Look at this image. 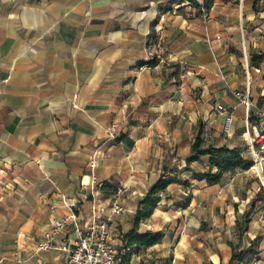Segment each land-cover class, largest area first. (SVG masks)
<instances>
[{
	"label": "crops",
	"instance_id": "obj_1",
	"mask_svg": "<svg viewBox=\"0 0 264 264\" xmlns=\"http://www.w3.org/2000/svg\"><path fill=\"white\" fill-rule=\"evenodd\" d=\"M259 3L0 0V264H66L58 246L74 238L75 224L91 221L93 207H103L96 220L104 218L117 194L123 211L116 247H130L128 264L228 263L229 246L213 250L202 225L229 219L236 202L252 196L251 186H240L249 172L208 183L182 170L183 159L199 126L206 144L251 156L250 114L234 93L247 92L252 110H264V61L250 69L247 54L239 67L229 54L220 63L216 38L238 21L264 18ZM216 104L233 116L230 136ZM209 165L208 156L190 163L199 172ZM167 167L161 199L135 226L140 200ZM55 219H67L56 248L39 249ZM134 228L161 231L162 240L128 245L123 234ZM259 231L249 227L248 238Z\"/></svg>",
	"mask_w": 264,
	"mask_h": 264
},
{
	"label": "built area",
	"instance_id": "obj_2",
	"mask_svg": "<svg viewBox=\"0 0 264 264\" xmlns=\"http://www.w3.org/2000/svg\"><path fill=\"white\" fill-rule=\"evenodd\" d=\"M236 99L244 106L250 119L245 129L254 164L251 166L258 175L264 161V110L253 111L248 93L236 91ZM216 111L223 114L222 131L226 136L233 133V116L223 104H216ZM94 167V163L90 164ZM93 176V180H94ZM110 212L102 219L96 220L97 213L103 207H93L92 219L83 227L74 225L75 236L69 239V244L58 246L66 253V264H123L129 246L116 247V240L121 238V231L117 227L116 217L123 211V204L119 194L110 201ZM74 217V215H72ZM67 219H55L49 229L43 232L38 241L39 249L56 248L55 237L66 226Z\"/></svg>",
	"mask_w": 264,
	"mask_h": 264
},
{
	"label": "trees",
	"instance_id": "obj_3",
	"mask_svg": "<svg viewBox=\"0 0 264 264\" xmlns=\"http://www.w3.org/2000/svg\"><path fill=\"white\" fill-rule=\"evenodd\" d=\"M262 61H264V52L250 50V69L257 67ZM201 131L202 129L199 126L191 144L190 157H185L183 159L184 166L182 170H190L192 178H201L205 179L208 183H216L222 180L224 173L233 172L236 169L245 170L252 165V158L244 152L243 148H230L226 145L216 146L213 144H206L201 137ZM202 156L209 157V168L202 172L195 171L190 167V163ZM168 172H171V167L164 169L161 177L150 187L142 200H140L134 213L135 226H137L141 219L150 216L157 202L161 199L160 191H163L168 184L163 176H166ZM175 181L183 185H188L190 183V179L184 176H176ZM248 222L249 218L246 214H242L241 219L236 222L238 227V242L232 244L230 241H227L228 245L231 247V256L227 264H247V256L258 253V236L251 239L247 246H242L243 236L247 231ZM123 237L128 245L150 246L161 241L163 233L161 231L154 232L150 230L138 233L134 228L123 234ZM214 259L216 261V256H214ZM123 264H128L127 256L125 257Z\"/></svg>",
	"mask_w": 264,
	"mask_h": 264
},
{
	"label": "rangeland",
	"instance_id": "obj_4",
	"mask_svg": "<svg viewBox=\"0 0 264 264\" xmlns=\"http://www.w3.org/2000/svg\"><path fill=\"white\" fill-rule=\"evenodd\" d=\"M214 1L220 2V1H225V0H214ZM229 1L231 4L235 5L237 0H229ZM231 4L228 8L226 9L221 8V10L223 12H225L224 10L228 12L229 9L233 8ZM258 8L264 11V4L259 3ZM262 15L264 16V14ZM218 25L224 26V24L220 21ZM231 31L233 32L229 33L225 31V33H223V35H221L220 38H216L217 40H219V43L221 44L220 49L224 50V52L220 54V56L217 57V60H219V58L221 59L219 61L220 63H224L226 59L228 58V55L233 54L231 59H233V61L237 63V66L240 67L242 66V64L243 65L244 63L246 64L245 59H247V54H249L248 53L249 47L253 43H254V45L252 46L253 50L264 52V18L255 19L254 25L253 23L247 24V22L245 21H242V24H241L238 21L236 23L235 30H231ZM181 65H182V69H184L188 65V62L182 61ZM250 157L252 158V160H254L252 155ZM253 164H254V161L252 165ZM251 166L247 169L248 170L247 172H249V176L247 180L242 179L240 182V186L247 185L246 186L247 188L248 186L249 188L251 186V190L253 191L252 196L247 199L246 194H245L243 198L245 202H242V201L236 202L234 216L229 217V219L228 218L225 219L224 217L222 218L220 216H215L213 220L206 221L204 226L202 225V229L207 230V235L204 234V236L206 237L205 239L208 242L211 241L210 245L213 250L214 249L216 250L217 246L228 245L227 241H230L232 244H236L238 242V227H237L236 222L241 219L242 214H246L247 217L249 218V222L247 225V231L249 227L253 228V227L259 226V230H260L259 232L261 233L259 234L258 232L255 235V236H258L257 238L258 253L253 254L251 256H247V259H246L247 264H256V261L259 258L258 255H263L264 257V182L263 180L260 179L259 175H257V173L254 171V169ZM258 170L264 176V161L262 162V169L261 170L258 169ZM230 177H231L230 174H226V176H223L221 181L224 184L227 181L230 182L231 180ZM239 203H241L242 205L238 207L237 205ZM238 209H240L239 212H238ZM211 228H212V231L210 234L209 230ZM247 231L245 232L243 236L242 246H247L249 244V241L255 237L254 236L253 238H248ZM260 245H262L261 249H260ZM229 248L231 251L230 246ZM234 264H238V263H234Z\"/></svg>",
	"mask_w": 264,
	"mask_h": 264
},
{
	"label": "bare ground",
	"instance_id": "obj_5",
	"mask_svg": "<svg viewBox=\"0 0 264 264\" xmlns=\"http://www.w3.org/2000/svg\"><path fill=\"white\" fill-rule=\"evenodd\" d=\"M258 175H259L260 179L263 180V182H264V176L260 173V171H259Z\"/></svg>",
	"mask_w": 264,
	"mask_h": 264
}]
</instances>
